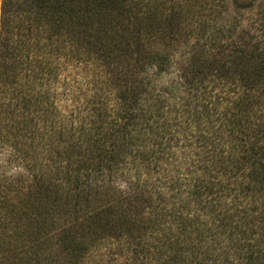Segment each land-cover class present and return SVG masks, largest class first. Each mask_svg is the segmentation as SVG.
I'll return each instance as SVG.
<instances>
[{"label":"trees","instance_id":"1","mask_svg":"<svg viewBox=\"0 0 264 264\" xmlns=\"http://www.w3.org/2000/svg\"><path fill=\"white\" fill-rule=\"evenodd\" d=\"M0 143V264H264V0H0Z\"/></svg>","mask_w":264,"mask_h":264},{"label":"rangeland","instance_id":"2","mask_svg":"<svg viewBox=\"0 0 264 264\" xmlns=\"http://www.w3.org/2000/svg\"><path fill=\"white\" fill-rule=\"evenodd\" d=\"M247 2L249 0H241ZM0 173L6 175H17L20 173L26 174L25 167L21 156L14 153L13 149L7 145L0 143ZM116 185H123L119 179L116 180ZM108 246V245H107ZM107 249V247L105 248ZM122 261L125 259V255L121 256Z\"/></svg>","mask_w":264,"mask_h":264}]
</instances>
